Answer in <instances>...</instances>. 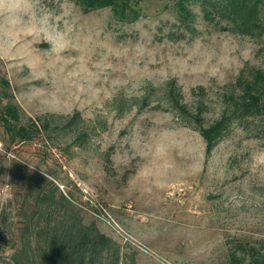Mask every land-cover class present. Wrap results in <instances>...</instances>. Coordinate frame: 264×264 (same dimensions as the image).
<instances>
[{
	"label": "rangeland",
	"instance_id": "rangeland-1",
	"mask_svg": "<svg viewBox=\"0 0 264 264\" xmlns=\"http://www.w3.org/2000/svg\"><path fill=\"white\" fill-rule=\"evenodd\" d=\"M111 1L0 0V109L50 123L21 142L0 122V264L27 241L41 264L38 232L60 220L61 194L126 264L264 259V116L231 118L207 151L165 93L175 82L186 111L211 125L264 68V35L209 21L201 3L183 19L176 0ZM144 96L150 105H132ZM48 194L51 206H37Z\"/></svg>",
	"mask_w": 264,
	"mask_h": 264
},
{
	"label": "trees",
	"instance_id": "trees-1",
	"mask_svg": "<svg viewBox=\"0 0 264 264\" xmlns=\"http://www.w3.org/2000/svg\"><path fill=\"white\" fill-rule=\"evenodd\" d=\"M80 2L86 10L114 6L111 0H80ZM193 3L202 4L206 19L209 21L221 24L225 20L228 28L251 38L264 35V17H262L264 0H176L180 17L192 18L191 11L187 7ZM250 75L249 80L239 81L242 92L235 98L231 97V108L207 127L202 126L200 111L195 116L186 111L185 105L181 102L179 89L173 81L166 85V101L169 107L179 112L182 118L185 115L194 117V122L198 123L200 134L206 142L207 151H210L224 136L227 122L231 118L245 119L264 116V68L253 70ZM3 95V97H9L6 93ZM132 101V105L139 106L140 109L150 105L145 96L140 101L138 99ZM152 109L162 108L160 104H156L152 106ZM20 115L19 109L11 104H6L0 109V122L11 141L34 140L50 127L48 121L37 119H29L28 123L22 124ZM77 116L78 114H75L68 125H71ZM60 198L63 208L60 220L54 224L47 221L45 228L40 230L42 232H38L40 236H43V232L45 233L41 244L44 252L41 264H49V261L54 264H126L121 261L119 247L113 240L101 233L94 223L83 224L78 210L72 203L63 194ZM35 202L40 208L44 205L51 206L50 195L37 198ZM26 245L20 254L13 256L12 263L6 264H32L29 252L36 251V248L32 247L30 241H27ZM250 251L252 257L248 263L232 256L231 264H264V259L256 258L253 251ZM129 264H135L132 258Z\"/></svg>",
	"mask_w": 264,
	"mask_h": 264
},
{
	"label": "built area",
	"instance_id": "built-area-1",
	"mask_svg": "<svg viewBox=\"0 0 264 264\" xmlns=\"http://www.w3.org/2000/svg\"><path fill=\"white\" fill-rule=\"evenodd\" d=\"M0 151H2V144L0 143Z\"/></svg>",
	"mask_w": 264,
	"mask_h": 264
}]
</instances>
